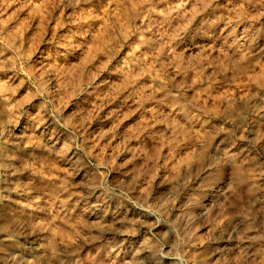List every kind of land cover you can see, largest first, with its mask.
Returning a JSON list of instances; mask_svg holds the SVG:
<instances>
[{
  "label": "rangeland",
  "instance_id": "obj_1",
  "mask_svg": "<svg viewBox=\"0 0 264 264\" xmlns=\"http://www.w3.org/2000/svg\"><path fill=\"white\" fill-rule=\"evenodd\" d=\"M0 264H264V0H0Z\"/></svg>",
  "mask_w": 264,
  "mask_h": 264
}]
</instances>
